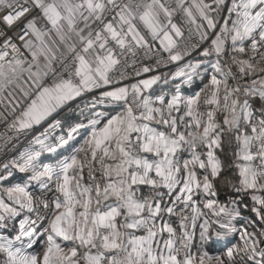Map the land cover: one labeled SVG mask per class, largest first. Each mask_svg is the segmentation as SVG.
Listing matches in <instances>:
<instances>
[{
	"label": "snow or ice",
	"instance_id": "obj_1",
	"mask_svg": "<svg viewBox=\"0 0 264 264\" xmlns=\"http://www.w3.org/2000/svg\"><path fill=\"white\" fill-rule=\"evenodd\" d=\"M0 124V264H264V0H0Z\"/></svg>",
	"mask_w": 264,
	"mask_h": 264
},
{
	"label": "built area",
	"instance_id": "obj_2",
	"mask_svg": "<svg viewBox=\"0 0 264 264\" xmlns=\"http://www.w3.org/2000/svg\"><path fill=\"white\" fill-rule=\"evenodd\" d=\"M163 70V69H162ZM0 133L5 134L6 136H13L14 133H12L11 131L6 130L5 126L3 124H0ZM31 139V135H20L18 139H14L12 140L9 145V154H15V152L22 150L23 148H25L28 144V141ZM13 145H15V147L13 148Z\"/></svg>",
	"mask_w": 264,
	"mask_h": 264
}]
</instances>
